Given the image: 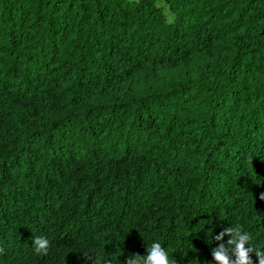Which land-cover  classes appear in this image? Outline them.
Segmentation results:
<instances>
[{
  "label": "trees",
  "instance_id": "trees-1",
  "mask_svg": "<svg viewBox=\"0 0 264 264\" xmlns=\"http://www.w3.org/2000/svg\"><path fill=\"white\" fill-rule=\"evenodd\" d=\"M261 192L264 0H0V264H217Z\"/></svg>",
  "mask_w": 264,
  "mask_h": 264
},
{
  "label": "clouds",
  "instance_id": "clouds-1",
  "mask_svg": "<svg viewBox=\"0 0 264 264\" xmlns=\"http://www.w3.org/2000/svg\"><path fill=\"white\" fill-rule=\"evenodd\" d=\"M259 198L264 200V192L260 193ZM228 235L230 238L226 243H221L212 252V256L217 264H253L251 253H255L259 264H264V249L251 245L250 233L244 230L243 225L236 224L225 228L219 235L215 236L216 240H221L223 236ZM246 245H248L246 247ZM33 246L37 254H47L50 242L43 236L34 238ZM148 255L146 257L134 253L125 259V264H178L176 259L169 258L168 251L159 242H153L148 246ZM85 256L92 260V255L85 253ZM234 257V258H233ZM92 264H114L111 259H95Z\"/></svg>",
  "mask_w": 264,
  "mask_h": 264
}]
</instances>
